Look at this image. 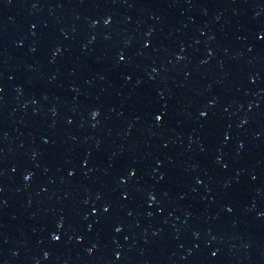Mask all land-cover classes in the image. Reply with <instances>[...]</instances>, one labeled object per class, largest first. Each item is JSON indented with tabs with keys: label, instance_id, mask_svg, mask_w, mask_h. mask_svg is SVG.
<instances>
[{
	"label": "water",
	"instance_id": "water-1",
	"mask_svg": "<svg viewBox=\"0 0 264 264\" xmlns=\"http://www.w3.org/2000/svg\"><path fill=\"white\" fill-rule=\"evenodd\" d=\"M0 264H264V0H0Z\"/></svg>",
	"mask_w": 264,
	"mask_h": 264
}]
</instances>
